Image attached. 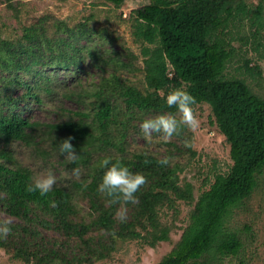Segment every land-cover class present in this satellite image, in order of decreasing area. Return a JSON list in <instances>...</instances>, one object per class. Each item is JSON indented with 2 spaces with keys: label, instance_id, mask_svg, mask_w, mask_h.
Returning <instances> with one entry per match:
<instances>
[{
  "label": "trees",
  "instance_id": "16d2710c",
  "mask_svg": "<svg viewBox=\"0 0 264 264\" xmlns=\"http://www.w3.org/2000/svg\"><path fill=\"white\" fill-rule=\"evenodd\" d=\"M104 1L119 7L125 0ZM245 20L249 30L255 27L249 35L252 43L260 45L264 0L255 5L246 0H149L135 9L130 26L134 41L141 44L143 91L127 84L121 74L131 70L132 61L123 59L119 51L95 45L93 29L85 23L77 29L64 26V37L54 40L38 26L23 28L22 38L16 42L0 37V70L5 74L0 76V84L15 82L30 99L40 101V91L51 93L54 70L73 72L72 67L83 71L78 61L84 58L96 70L86 74L89 82L76 80L77 91L64 93L77 109H67L59 122L31 120L12 110L18 104L11 96L0 99V213L17 221L10 223L11 234L0 239V249L26 263L91 264L114 250L115 234L122 239H144L151 247L167 241L169 230L156 220V207H173L177 201L192 203L193 188L181 183V169L171 161L163 166L159 161L164 157L146 152L128 157L125 144L133 122L144 121L145 115H177L165 98L170 90L181 88L196 98V105L207 102L213 106L214 123L229 144L232 165L227 172L216 174L209 188L198 195L190 224L158 264H225L228 258L248 264L240 257L242 240L226 223L233 209L252 194L264 167V147L257 144L264 142V100L252 94L242 80L223 75L236 51L232 38L236 35L247 43V35L240 32ZM97 33L106 39L104 29ZM80 41L84 43L79 45ZM242 68L250 75L258 73L249 59ZM21 71L28 79L21 77ZM69 136L79 155L75 162L59 153V143ZM16 141L43 155L54 150L70 170L87 167L85 178L73 181L72 189L53 186L44 196L26 191L33 183L32 173L6 148ZM44 143L49 146L45 148ZM93 156L97 158L90 163ZM106 157L120 160L148 181L137 193L139 204L127 205L126 223L115 218L120 205H109L108 198L97 190L106 171L100 162ZM77 191L90 204L88 222L71 218ZM52 201L57 207H50ZM137 228L145 230V235ZM92 231L98 234L83 240ZM45 232L56 233L57 238H47ZM112 232L114 235L109 234Z\"/></svg>",
  "mask_w": 264,
  "mask_h": 264
},
{
  "label": "rangeland",
  "instance_id": "374dc122",
  "mask_svg": "<svg viewBox=\"0 0 264 264\" xmlns=\"http://www.w3.org/2000/svg\"><path fill=\"white\" fill-rule=\"evenodd\" d=\"M246 1L255 5L258 0ZM148 2L149 0H125L119 7H115L104 0H0V37L16 42L21 40L23 28L38 26L43 28L47 37L54 40L64 37V26L77 29L81 23H85L93 29L92 41L96 43L95 45L107 51H119L123 54V59L128 58L127 60L132 61L131 70L124 69L121 74L125 77L127 84L143 91L145 84L140 54L141 44L134 41L130 25L134 10ZM101 29H104L106 33V39L98 36L97 32ZM254 29L255 27H251L249 30L246 20L244 21L240 32L244 36L247 35L245 38L247 43L237 40V36L233 34L235 37L232 38L231 44L236 51L234 57L227 62L223 75L226 79L242 80L252 94L264 100V28L260 31L261 44L258 46L252 43L249 36ZM83 43L84 41H80L79 45ZM125 53H127L126 56H124ZM247 59L251 66L256 65L258 73L250 75L244 71L242 64ZM78 64L84 69L83 71L74 70L72 67L70 70L73 72L62 73L54 70L50 83L52 91L49 94L40 91L38 95L40 101L26 96L24 94L26 90L18 88L15 82L8 85L0 84V99L11 96L18 104L12 110L18 111L31 120L41 123L59 122L67 109H77L76 103L68 100L64 93L69 90L77 91L79 88L76 80L89 82L86 74L96 71L89 66L86 58L78 61ZM1 75L5 74L0 70ZM21 77L28 79L24 72L21 73ZM182 79L183 82L187 81L186 77ZM28 81L31 85L32 79ZM194 111L200 121L199 128L194 131L182 127L180 134L174 135L170 141H164L157 134H153L151 139H146L140 130V124L143 121L137 120L133 122L134 126H131L125 144V155L128 157L139 152L172 157L171 164L181 169L179 171L181 183H190L193 188L192 203L177 201L173 207H168L167 204H159L156 207L158 211L156 220L168 227V240L151 247L144 239H122L115 234L114 250L105 258L92 261L91 264H158L175 248L190 224L191 213L195 210L198 195L209 188L216 174L229 170L232 165L229 144L214 123L213 106L207 102L197 104L194 106ZM157 115L160 114H147L144 119L154 118ZM176 116L179 119V113ZM185 141H188L189 146L185 145ZM257 144L260 149L264 147V142H257ZM43 146L47 148L49 143H44ZM0 147H2L1 144ZM6 148L22 166L30 169L33 181L40 174L51 171L56 178L54 186L72 189L73 181L85 178L87 167L80 168L78 176H65V173H70L71 170L63 165V159L54 150L43 155L34 152L33 148L19 141L11 142ZM96 158L93 156L90 163H93ZM98 198L105 202L103 195H98ZM87 200L82 192H76L73 200L75 213L71 215L73 221L91 220L90 204ZM0 219H10L11 223L17 222L3 213H0ZM143 220L145 223L149 222L147 219ZM226 226L235 231L244 244L240 257L244 258L248 264H264V167L257 175L252 194L243 204L233 209ZM136 230L145 235V230L141 228ZM97 234L92 231L86 234L83 240ZM45 235L48 238L50 235L57 234L45 232ZM75 240L79 242V239ZM79 243L81 245V242ZM0 264H35V262L26 263L20 259H14L10 253L0 249ZM225 264H238V260L228 258L225 259Z\"/></svg>",
  "mask_w": 264,
  "mask_h": 264
},
{
  "label": "clouds",
  "instance_id": "9594fccd",
  "mask_svg": "<svg viewBox=\"0 0 264 264\" xmlns=\"http://www.w3.org/2000/svg\"><path fill=\"white\" fill-rule=\"evenodd\" d=\"M169 108H175L179 113V119L175 114H162L154 118L145 119L140 124V130L146 139H151L153 134H157L164 141H170L174 135H179L181 128L196 130L200 126V121L194 111L197 101L194 96L181 88L170 90L165 98ZM69 136L59 143V153L66 154L65 157L70 162L79 159ZM185 145L189 146L188 141ZM172 157H164L159 161L163 166L169 165ZM100 167L106 169L98 185V192L108 198L109 205H120L115 213V218L119 223L128 221L129 209L127 205H138L139 197L137 193L148 183L147 178L140 172H132L120 160L113 162L111 157H106L100 162ZM79 169L73 168L71 172H66L65 176H78ZM56 184L55 175L48 171L46 174L37 176L33 183L26 188L28 192H39L44 196L52 191ZM50 207H57V202H50ZM11 220L0 221V239H6L11 234ZM114 235V232L109 233ZM58 264V262H57Z\"/></svg>",
  "mask_w": 264,
  "mask_h": 264
}]
</instances>
